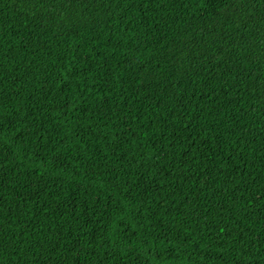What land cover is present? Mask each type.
<instances>
[{"label": "trees", "instance_id": "16d2710c", "mask_svg": "<svg viewBox=\"0 0 264 264\" xmlns=\"http://www.w3.org/2000/svg\"><path fill=\"white\" fill-rule=\"evenodd\" d=\"M0 264H264V0H0Z\"/></svg>", "mask_w": 264, "mask_h": 264}]
</instances>
